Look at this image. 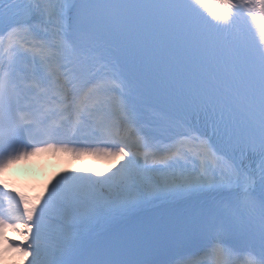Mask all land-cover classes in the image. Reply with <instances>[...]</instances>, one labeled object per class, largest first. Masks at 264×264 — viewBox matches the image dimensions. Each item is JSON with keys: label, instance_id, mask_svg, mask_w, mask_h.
Here are the masks:
<instances>
[{"label": "snow or ice", "instance_id": "snow-or-ice-1", "mask_svg": "<svg viewBox=\"0 0 264 264\" xmlns=\"http://www.w3.org/2000/svg\"><path fill=\"white\" fill-rule=\"evenodd\" d=\"M48 150L116 163L0 180V264H264V0H0V172Z\"/></svg>", "mask_w": 264, "mask_h": 264}, {"label": "bare ground", "instance_id": "bare-ground-1", "mask_svg": "<svg viewBox=\"0 0 264 264\" xmlns=\"http://www.w3.org/2000/svg\"><path fill=\"white\" fill-rule=\"evenodd\" d=\"M39 186H42V187L47 186V185H46V181H41V182H39Z\"/></svg>", "mask_w": 264, "mask_h": 264}, {"label": "rangeland", "instance_id": "rangeland-1", "mask_svg": "<svg viewBox=\"0 0 264 264\" xmlns=\"http://www.w3.org/2000/svg\"><path fill=\"white\" fill-rule=\"evenodd\" d=\"M90 172H93V173H95L96 171H95L94 169H91V170H90Z\"/></svg>", "mask_w": 264, "mask_h": 264}]
</instances>
